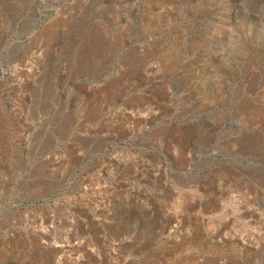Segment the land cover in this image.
Segmentation results:
<instances>
[{
	"label": "rangeland",
	"instance_id": "obj_1",
	"mask_svg": "<svg viewBox=\"0 0 264 264\" xmlns=\"http://www.w3.org/2000/svg\"><path fill=\"white\" fill-rule=\"evenodd\" d=\"M0 264H264V0H0Z\"/></svg>",
	"mask_w": 264,
	"mask_h": 264
}]
</instances>
